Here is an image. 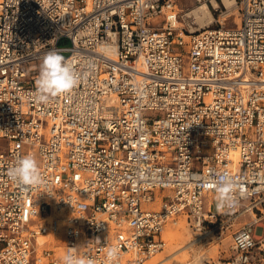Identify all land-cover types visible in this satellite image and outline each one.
<instances>
[{
	"label": "built area",
	"instance_id": "obj_1",
	"mask_svg": "<svg viewBox=\"0 0 264 264\" xmlns=\"http://www.w3.org/2000/svg\"><path fill=\"white\" fill-rule=\"evenodd\" d=\"M237 7L236 26L190 31L173 0H0V264H62L70 247L142 263L169 218L217 220L221 177L239 191L220 227L247 219L233 253L207 264H264V0ZM51 51L80 79L38 104ZM25 155L41 186L9 179Z\"/></svg>",
	"mask_w": 264,
	"mask_h": 264
},
{
	"label": "rangeland",
	"instance_id": "obj_2",
	"mask_svg": "<svg viewBox=\"0 0 264 264\" xmlns=\"http://www.w3.org/2000/svg\"><path fill=\"white\" fill-rule=\"evenodd\" d=\"M201 1L207 4L214 17L213 22L210 24L211 27L220 25L234 27L237 25L239 20L238 0H236L235 7L230 10H227L223 5L222 0H215L216 5H213V0H173V8L170 12L174 17V23L176 25H182L185 22L189 23L190 17L186 16V12ZM161 18L160 16L157 19ZM200 21L197 20L192 26L201 24L202 21ZM162 193L165 194L166 191L163 190ZM210 197H207V204L210 202ZM157 203H155V207L159 208ZM211 210L219 212L217 220L201 231L191 229L186 222L185 215H175L169 218L167 222L175 220L178 224L173 227H165L166 224L164 225L162 235L165 238V245L160 251L148 257L140 264H207L208 261L218 262L226 259L233 253L231 248V232L243 220L247 219V216L235 218L232 220L231 225L225 228L220 227L219 221V219L225 218L224 209H218L216 201H214ZM44 239H51V235H43ZM190 241L191 243L187 245ZM55 252L59 254L60 248L56 247Z\"/></svg>",
	"mask_w": 264,
	"mask_h": 264
},
{
	"label": "clouds",
	"instance_id": "obj_3",
	"mask_svg": "<svg viewBox=\"0 0 264 264\" xmlns=\"http://www.w3.org/2000/svg\"><path fill=\"white\" fill-rule=\"evenodd\" d=\"M80 76L73 65L57 51L49 52L43 59L38 79L34 100L38 104H47L51 98L70 92L79 82ZM7 174L10 180L24 187L41 186L45 183L36 158L33 155L19 157L9 166ZM238 186L230 179L221 177L215 184L217 194L216 204L218 209H231L236 203ZM242 196L243 193L241 192ZM70 247L62 257V264H91L79 256ZM107 264H118L119 253L115 247H110L106 253Z\"/></svg>",
	"mask_w": 264,
	"mask_h": 264
},
{
	"label": "bare ground",
	"instance_id": "obj_4",
	"mask_svg": "<svg viewBox=\"0 0 264 264\" xmlns=\"http://www.w3.org/2000/svg\"><path fill=\"white\" fill-rule=\"evenodd\" d=\"M212 3L213 5L217 4L215 0H213ZM222 3L227 8V10H230L235 7L236 0H222ZM186 16L190 17L189 19V22L191 23V25L189 26L190 31H196L198 29H201L202 27L209 26L213 22V18H214L207 4L204 1H201L199 4L192 7L188 12H186ZM197 20H201L202 23L199 25L192 26V24L193 23L195 24ZM177 224L178 222L173 220V221L167 222L165 227H173V226H176ZM37 241L38 243H41L43 241V235H38ZM190 243L191 241L187 245H189ZM137 264H140V263H137Z\"/></svg>",
	"mask_w": 264,
	"mask_h": 264
}]
</instances>
